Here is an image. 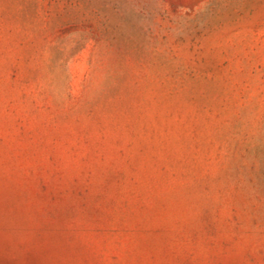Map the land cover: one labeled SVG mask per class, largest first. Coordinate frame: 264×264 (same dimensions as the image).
<instances>
[{
  "label": "rangeland",
  "instance_id": "1",
  "mask_svg": "<svg viewBox=\"0 0 264 264\" xmlns=\"http://www.w3.org/2000/svg\"><path fill=\"white\" fill-rule=\"evenodd\" d=\"M0 264H264V0H0Z\"/></svg>",
  "mask_w": 264,
  "mask_h": 264
}]
</instances>
